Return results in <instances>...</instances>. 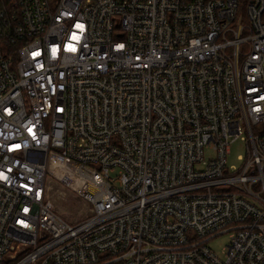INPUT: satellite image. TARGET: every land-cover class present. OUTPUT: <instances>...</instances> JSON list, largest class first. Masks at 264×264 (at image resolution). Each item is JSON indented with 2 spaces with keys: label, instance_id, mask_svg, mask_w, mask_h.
I'll return each mask as SVG.
<instances>
[{
  "label": "built area",
  "instance_id": "2783aa9c",
  "mask_svg": "<svg viewBox=\"0 0 264 264\" xmlns=\"http://www.w3.org/2000/svg\"><path fill=\"white\" fill-rule=\"evenodd\" d=\"M0 264H264V0H0Z\"/></svg>",
  "mask_w": 264,
  "mask_h": 264
},
{
  "label": "rangeland",
  "instance_id": "374dc122",
  "mask_svg": "<svg viewBox=\"0 0 264 264\" xmlns=\"http://www.w3.org/2000/svg\"><path fill=\"white\" fill-rule=\"evenodd\" d=\"M247 155L246 143L241 139H237L231 143L229 147V154L227 155L226 162L227 167L230 169V172H234L237 169H240L244 163V160ZM205 159L214 157V152L210 149L204 151ZM110 176H115L114 172L110 173ZM221 190L231 191L228 187H222ZM50 200L53 203L55 209L62 213L69 221L75 222L76 219L80 220L84 216L85 210L84 207L79 204L77 206V201L72 194L68 193L66 190L62 189L60 186L53 184L52 190L50 191ZM65 211L66 213H64ZM75 211L76 217L73 215ZM76 218V219H75ZM230 234H222L217 236L208 243L209 248L219 257L220 259L225 258V247L230 243ZM31 248L28 249V251ZM27 251V252H28ZM26 254H23V258Z\"/></svg>",
  "mask_w": 264,
  "mask_h": 264
}]
</instances>
